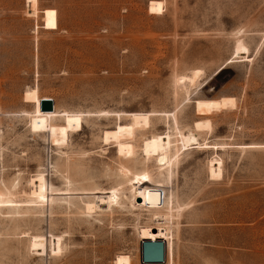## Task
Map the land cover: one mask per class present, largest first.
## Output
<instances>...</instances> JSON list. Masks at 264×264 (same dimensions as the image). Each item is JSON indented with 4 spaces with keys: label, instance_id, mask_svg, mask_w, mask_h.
<instances>
[{
    "label": "rangeland",
    "instance_id": "374dc122",
    "mask_svg": "<svg viewBox=\"0 0 264 264\" xmlns=\"http://www.w3.org/2000/svg\"><path fill=\"white\" fill-rule=\"evenodd\" d=\"M28 3L0 0V264H116L119 254L145 264L141 231L159 223L170 244L162 264H264V0H38L33 16ZM195 70L183 86L179 77ZM34 88L58 112L84 113L67 145L30 129ZM224 97L234 105L206 112L207 99ZM132 112L155 114L135 129L134 156L122 158L104 131L131 123L116 113ZM205 119L211 129L197 130ZM177 125L201 144L180 150L169 176L142 147L168 131L177 139ZM216 157L219 178L208 166ZM142 171L164 185L172 210H161L162 222L136 205L131 179ZM38 174L53 203L31 198ZM112 188V211H85ZM35 235L48 252L34 250Z\"/></svg>",
    "mask_w": 264,
    "mask_h": 264
},
{
    "label": "bare ground",
    "instance_id": "6f19581e",
    "mask_svg": "<svg viewBox=\"0 0 264 264\" xmlns=\"http://www.w3.org/2000/svg\"><path fill=\"white\" fill-rule=\"evenodd\" d=\"M30 6V15H37L38 13V0H27ZM249 52L248 47L244 44L242 39L238 40L236 53L240 58H247ZM201 70H195L192 76H180V82L183 86L186 83L194 82L199 76ZM181 88V87H180ZM49 97H40L37 88L31 89L26 93V100L35 103V112L31 119V128L35 133H42L47 136V139L51 141L52 145L63 146L68 144L69 134L71 132H77L82 129L84 113H69L67 111L58 112L56 108L53 111H43L41 109V101ZM51 99V98H50ZM234 98L224 97L220 100H206V112L213 113L219 111L227 106L234 105ZM154 112H132V113H116L118 118L122 115H128L131 123L118 122L113 129H106L104 131V140L117 143L118 154L122 158H131L134 156L135 150L132 144V140L135 137L136 128H147L150 125V117L154 115ZM174 115V121L178 124L177 116ZM54 117H61L64 121L62 128L54 127L52 120ZM197 130L211 129L212 124L210 119L199 120L195 122ZM177 139H173L172 134L168 131L162 134H155L149 138H146L142 147L143 158L145 160L155 159L158 163V167L161 171L167 172V175H171L172 167L174 166L176 156L180 150L187 148L192 144H201L198 136L193 132H183L179 126H175ZM112 140V141H111ZM177 142V143H176ZM108 143V142H107ZM178 146L177 149L172 151V147ZM250 146V145H249ZM262 146V145H260ZM248 147V146H247ZM258 147V146H257ZM209 172L212 177H221L223 175V162L220 158H213L209 162ZM134 199L136 205L145 206L153 211L154 219L158 222H162L167 219V213H161L162 209L172 210L169 206L168 200L165 199L163 192V183H155L152 180L151 175L147 171L137 173L133 179ZM32 193L31 198L37 200L41 204L53 203V198L49 199L48 191L53 188H49V183L43 174H38L31 181ZM69 190V189H68ZM68 192V191H67ZM65 192V193H67ZM64 193V194H65ZM70 194V193H69ZM89 194V193H88ZM93 199H87L84 202V209L87 213L96 212L98 209H104L112 211L113 206L118 203L120 192L118 188H112L111 191L101 192L96 191ZM52 196V195H51ZM1 197V196H0ZM163 204V205H162ZM104 210V211H106ZM155 227H144L142 229V239L148 240H163L168 241L169 233L162 223ZM50 240L52 244V252H60L62 249L61 236L51 235ZM48 239L45 236L35 235L31 237V245L38 253H46ZM116 264H132L131 258L126 254H119L116 259Z\"/></svg>",
    "mask_w": 264,
    "mask_h": 264
},
{
    "label": "water",
    "instance_id": "95a60500",
    "mask_svg": "<svg viewBox=\"0 0 264 264\" xmlns=\"http://www.w3.org/2000/svg\"><path fill=\"white\" fill-rule=\"evenodd\" d=\"M43 111L55 109L54 100L45 98L41 101ZM167 243L163 240H144L142 248V262L145 264H162L166 261Z\"/></svg>",
    "mask_w": 264,
    "mask_h": 264
}]
</instances>
